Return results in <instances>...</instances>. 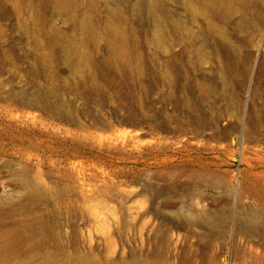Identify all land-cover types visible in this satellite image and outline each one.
<instances>
[{"label": "rangeland", "instance_id": "1", "mask_svg": "<svg viewBox=\"0 0 264 264\" xmlns=\"http://www.w3.org/2000/svg\"><path fill=\"white\" fill-rule=\"evenodd\" d=\"M91 262L264 264V0H0V264Z\"/></svg>", "mask_w": 264, "mask_h": 264}, {"label": "bare ground", "instance_id": "2", "mask_svg": "<svg viewBox=\"0 0 264 264\" xmlns=\"http://www.w3.org/2000/svg\"><path fill=\"white\" fill-rule=\"evenodd\" d=\"M257 214V213H256ZM256 214H254L257 218H260V216H257ZM262 216V215H261ZM199 218V217H198ZM196 220V219H195ZM46 258H50L49 255H46ZM91 264H99L98 262H91Z\"/></svg>", "mask_w": 264, "mask_h": 264}]
</instances>
